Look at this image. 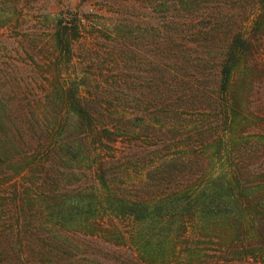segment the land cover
I'll return each mask as SVG.
<instances>
[{
  "label": "rangeland",
  "instance_id": "rangeland-1",
  "mask_svg": "<svg viewBox=\"0 0 264 264\" xmlns=\"http://www.w3.org/2000/svg\"><path fill=\"white\" fill-rule=\"evenodd\" d=\"M0 148V264H264V0H0Z\"/></svg>",
  "mask_w": 264,
  "mask_h": 264
},
{
  "label": "trees",
  "instance_id": "trees-1",
  "mask_svg": "<svg viewBox=\"0 0 264 264\" xmlns=\"http://www.w3.org/2000/svg\"><path fill=\"white\" fill-rule=\"evenodd\" d=\"M59 26L56 31V38L59 46H62L64 49H68L69 43V31L72 32L74 36L78 34L77 26H68L67 23L64 20H59ZM248 49L247 40L244 38L237 37L229 46L227 49V52L224 55L223 60L220 63L221 69H220V90L226 91L228 90L229 86L231 85V78L232 73L234 69H236L239 65V62L237 61V57L242 54H244L245 50ZM223 57V56H222ZM238 63V64H237ZM74 98V96H72ZM73 107L76 109L75 111L78 112L79 115L84 117L83 115L86 114L85 110L82 108L81 103L77 101V103L73 102ZM235 113V109L233 111ZM0 156L1 155V148H0ZM0 158V163H1ZM201 206H204L200 211V213H206V204H202ZM130 213H133L134 215H137L140 219H146L148 216V207L144 205V208H136L133 209L129 208L128 210ZM217 215V214H216Z\"/></svg>",
  "mask_w": 264,
  "mask_h": 264
}]
</instances>
